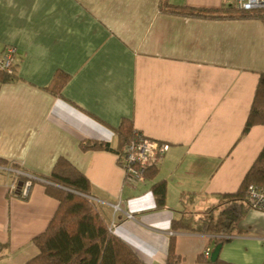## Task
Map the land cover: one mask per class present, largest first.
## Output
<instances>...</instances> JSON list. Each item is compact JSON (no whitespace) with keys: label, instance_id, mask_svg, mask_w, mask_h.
Here are the masks:
<instances>
[{"label":"crops","instance_id":"obj_1","mask_svg":"<svg viewBox=\"0 0 264 264\" xmlns=\"http://www.w3.org/2000/svg\"><path fill=\"white\" fill-rule=\"evenodd\" d=\"M168 2L235 7V0ZM161 3L0 0V55L13 47L18 58L15 80L0 81V159L20 167H0V264L36 258L34 240L60 205L43 181L26 199L10 196L15 175L48 177L61 158L89 180V199L109 230L115 223L110 231L144 264H166L172 236L179 264L203 262L218 239L219 264H264V212L220 198L238 191L264 148V126L242 138L264 74V21L167 14ZM60 78L67 81L58 91ZM124 119L170 145L157 176L137 188L125 185L117 154L82 149L89 141L115 147ZM159 182L167 185L163 209L152 192ZM221 212L229 235L172 230L184 216Z\"/></svg>","mask_w":264,"mask_h":264},{"label":"trees","instance_id":"obj_2","mask_svg":"<svg viewBox=\"0 0 264 264\" xmlns=\"http://www.w3.org/2000/svg\"><path fill=\"white\" fill-rule=\"evenodd\" d=\"M161 9L167 14H174L199 19L210 20H252L264 21V10L245 12L233 8L220 10L195 9L184 6H173L168 0H162ZM16 76H10L0 71L1 82H12ZM67 79H59L57 90L66 83ZM255 126H264V74L260 78L253 105L242 132V138L247 136ZM137 131L133 122L124 119L115 129L117 144L112 147L107 143L86 142L82 144L84 151L103 150L121 154L124 147L132 140ZM0 167L19 170L16 164L0 159ZM158 170L147 172L149 179H154ZM43 181L49 196L59 202V209L45 233L38 236L34 242L39 249V255L27 264H144L130 246L116 237L108 227L105 218L100 214L97 205L89 197L92 187L89 180L71 163L59 159L52 173L45 178L33 175ZM15 177L26 179L16 174ZM251 186L264 191V148L246 174L238 191L234 194L222 195L221 200L226 204L247 203ZM152 192L158 209L166 206L167 185L159 182L152 187ZM189 196L182 195L185 203ZM248 205V204H247ZM208 215V214H207ZM173 232L192 231L215 236H225L232 232L231 220L225 212L217 217L209 216L195 221L190 216H184L172 223ZM225 240H216V246ZM180 259L175 251V237L170 239L166 264H179ZM215 264H219L217 261Z\"/></svg>","mask_w":264,"mask_h":264},{"label":"built area","instance_id":"obj_3","mask_svg":"<svg viewBox=\"0 0 264 264\" xmlns=\"http://www.w3.org/2000/svg\"><path fill=\"white\" fill-rule=\"evenodd\" d=\"M235 7L245 12L264 10V0H235ZM17 65L16 49L6 48L0 55V71L13 76L16 74ZM169 149L170 145L167 143L147 138L137 131L122 153L118 155L119 166L125 172V185L137 188L145 184L148 170L160 168ZM19 174L25 176L26 179L16 177L10 184L8 192L12 197L26 199L30 195L34 183L40 180L33 175ZM247 204L251 209L264 212V191L251 186ZM129 217L131 218V216ZM115 228L114 223L110 230L113 231ZM211 257L212 251L207 249L203 254V262L199 264H214Z\"/></svg>","mask_w":264,"mask_h":264},{"label":"water","instance_id":"obj_4","mask_svg":"<svg viewBox=\"0 0 264 264\" xmlns=\"http://www.w3.org/2000/svg\"><path fill=\"white\" fill-rule=\"evenodd\" d=\"M221 248H222V244L216 246V248L214 249L211 257V261L213 263H216L218 261Z\"/></svg>","mask_w":264,"mask_h":264}]
</instances>
